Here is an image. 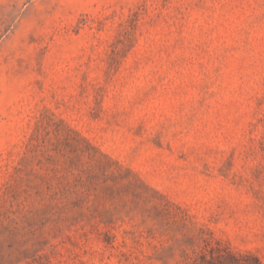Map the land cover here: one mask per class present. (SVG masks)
<instances>
[{
	"label": "rangeland",
	"instance_id": "obj_1",
	"mask_svg": "<svg viewBox=\"0 0 264 264\" xmlns=\"http://www.w3.org/2000/svg\"><path fill=\"white\" fill-rule=\"evenodd\" d=\"M0 264H264V0H0Z\"/></svg>",
	"mask_w": 264,
	"mask_h": 264
}]
</instances>
